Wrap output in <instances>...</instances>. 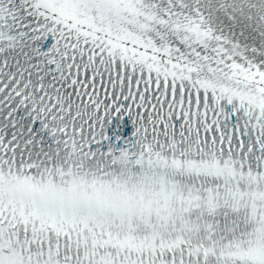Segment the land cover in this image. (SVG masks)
Returning <instances> with one entry per match:
<instances>
[{
	"label": "snow or ice",
	"instance_id": "1",
	"mask_svg": "<svg viewBox=\"0 0 264 264\" xmlns=\"http://www.w3.org/2000/svg\"><path fill=\"white\" fill-rule=\"evenodd\" d=\"M0 264H264V0H0Z\"/></svg>",
	"mask_w": 264,
	"mask_h": 264
}]
</instances>
